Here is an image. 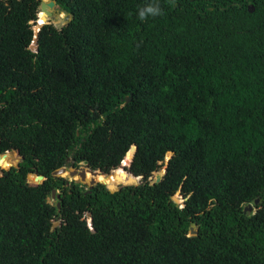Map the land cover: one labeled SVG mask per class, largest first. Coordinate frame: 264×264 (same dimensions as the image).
<instances>
[{
    "label": "trees",
    "instance_id": "obj_1",
    "mask_svg": "<svg viewBox=\"0 0 264 264\" xmlns=\"http://www.w3.org/2000/svg\"><path fill=\"white\" fill-rule=\"evenodd\" d=\"M54 1L0 0V264H264V0Z\"/></svg>",
    "mask_w": 264,
    "mask_h": 264
},
{
    "label": "water",
    "instance_id": "obj_2",
    "mask_svg": "<svg viewBox=\"0 0 264 264\" xmlns=\"http://www.w3.org/2000/svg\"><path fill=\"white\" fill-rule=\"evenodd\" d=\"M56 7V4H55V1L54 0H48V2H42L41 5H40V10L41 12H43V14L45 13V16L42 17L41 19V22L45 23L48 19L52 18V10ZM50 9L51 11H48L47 10ZM59 12L63 15V18L61 16H56V19H55V22H54V25L55 27H57V29H61L62 25L64 23H66L70 16L67 14V12L63 9H59ZM42 28V25L41 24H37L36 26L33 27V31H34V40H33V44L36 42V38H37V30H40ZM33 44L30 46V49H33ZM130 97L126 98V101H129ZM134 152H135V147H130L129 151H128V154H127V160L124 161V164H122V166L119 168L121 169V171H117L118 169L116 170H113L111 173L109 174H102L104 176H111V175H114V178L116 181H118V177H126V180L124 183L122 184H119L117 182V184H107L106 182H102V181H94L93 179L90 180L88 183L84 182V170H88L90 171V173L92 175H100L101 173L99 171H91L90 169H87V168H78V169H74V168H71L69 166V162L67 161L65 163V165L57 170H55L53 172V175H56V174H59L60 172H63V171H66L68 170V176L69 178H75V176L77 175L78 178L75 180L74 179V182L76 184H84L85 186H87L88 189H91L93 186H95L96 184H102L106 187L107 191H109L110 193H114V192H117L119 191L122 187H126V186H138L140 183H141V177H136L134 176L133 174L127 172L125 170V166L129 165L130 162L132 161L133 159V155H134ZM8 154L9 152H5V153H2L0 154V158H6L8 157ZM170 154V156L172 155V153H168ZM170 158V157H169ZM169 158L166 160L168 162ZM118 172V173H116ZM166 172V167L163 171V173L161 175H156L154 177L153 180L150 179V184H155V183H159L161 180H162V177L163 175L165 174ZM118 174V175H116ZM179 192H177L176 195H178ZM59 195L56 194V191L55 190H52L51 191V198L54 199L55 197H58ZM172 201L174 203H177V199L176 197H172ZM258 202V200H255V204ZM57 207H59V203L56 204ZM251 210V206L250 205H247V207H245L244 211H250ZM88 217H90V214H87ZM56 226H59V223L58 222H54L53 225H52V228L56 227ZM190 233L192 234H195L196 231H194L193 227L190 228Z\"/></svg>",
    "mask_w": 264,
    "mask_h": 264
},
{
    "label": "clouds",
    "instance_id": "obj_3",
    "mask_svg": "<svg viewBox=\"0 0 264 264\" xmlns=\"http://www.w3.org/2000/svg\"><path fill=\"white\" fill-rule=\"evenodd\" d=\"M56 8H58V6L56 5ZM59 9V8H58ZM160 11H161V9L159 8V6L158 5H154V4H148V5H146L145 7H143V8H140V9H138V16L141 18V19H143V18H145L146 16H148V15H158L159 13H160ZM171 157V156H170ZM166 164H167V161H166ZM120 168V167H119ZM119 168H117V169H119ZM116 170V169H115ZM102 174V173H101ZM68 181H73V180H68ZM53 190H55V189H53ZM56 191V194H58L59 195V193H58V191L57 190H55ZM177 194V193H176ZM178 195H180V193L178 194ZM181 196V195H180ZM173 197H175V196H173ZM52 199V198H51ZM183 199V198H182ZM52 200H54V199H52ZM184 201V200H183ZM183 203V202H182ZM183 206V204L182 205H179V207H182ZM87 217V221H88V223L90 222V217H88V216H86ZM191 227H193V229H194V231H196V233H197V230H196V227H194V225H191L190 227H189V231H188V236H193V235H195V234H192V233H190V228Z\"/></svg>",
    "mask_w": 264,
    "mask_h": 264
},
{
    "label": "rangeland",
    "instance_id": "obj_4",
    "mask_svg": "<svg viewBox=\"0 0 264 264\" xmlns=\"http://www.w3.org/2000/svg\"><path fill=\"white\" fill-rule=\"evenodd\" d=\"M53 10H54V11H57L58 9L55 7ZM53 20H54V18H53ZM169 157H170V154H167V155L165 156V158H164V162L162 163L161 168H160L158 171H156V172H154V173L152 174V176H151V178H150L151 180H153L154 177H155L156 175H161V174L163 173V171H164V169H165V166H166V160H167ZM80 167H81V168H85V165H84V164H81ZM65 177H66V179H68V180H72V178L69 179L66 175H65ZM58 193H60L59 190H58ZM175 197H176V199H177V204L182 205V202H183L182 197H181L180 195H175ZM48 201H49V203H54V202H55V201L52 200L51 198H49Z\"/></svg>",
    "mask_w": 264,
    "mask_h": 264
},
{
    "label": "bare ground",
    "instance_id": "obj_5",
    "mask_svg": "<svg viewBox=\"0 0 264 264\" xmlns=\"http://www.w3.org/2000/svg\"><path fill=\"white\" fill-rule=\"evenodd\" d=\"M77 178H78V176H75V178H74V179L76 180Z\"/></svg>",
    "mask_w": 264,
    "mask_h": 264
},
{
    "label": "flooded vegetation",
    "instance_id": "obj_6",
    "mask_svg": "<svg viewBox=\"0 0 264 264\" xmlns=\"http://www.w3.org/2000/svg\"><path fill=\"white\" fill-rule=\"evenodd\" d=\"M87 187V186H86Z\"/></svg>",
    "mask_w": 264,
    "mask_h": 264
}]
</instances>
